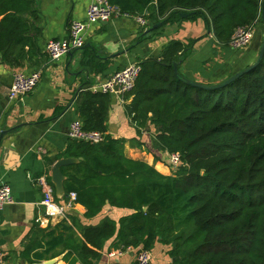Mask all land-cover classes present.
<instances>
[{
  "label": "trees",
  "instance_id": "obj_1",
  "mask_svg": "<svg viewBox=\"0 0 264 264\" xmlns=\"http://www.w3.org/2000/svg\"><path fill=\"white\" fill-rule=\"evenodd\" d=\"M109 1L121 15L144 16L148 28L163 22L152 32L203 18L226 46L237 28L255 20L263 25L264 0ZM37 18L34 0H0L3 63L20 68L32 60L25 48L34 45L31 19ZM197 41L172 39L159 54L139 58V78L124 94L138 134L153 125V148L181 154L171 175L127 157L125 139L107 133L109 93L79 91L84 128L107 135L97 144L70 139L63 155L80 160L62 167L65 196L76 192L87 218L106 204L132 213L97 225L73 216L51 223L43 238L69 250L68 264H92L112 237L119 248L172 244L171 264H264V57L224 87H195L176 76L174 63L180 67Z\"/></svg>",
  "mask_w": 264,
  "mask_h": 264
},
{
  "label": "crops",
  "instance_id": "obj_2",
  "mask_svg": "<svg viewBox=\"0 0 264 264\" xmlns=\"http://www.w3.org/2000/svg\"><path fill=\"white\" fill-rule=\"evenodd\" d=\"M34 1L38 10V18L31 19L34 45L25 48L33 53L32 60L23 67L12 68L3 63L0 54V184L8 183L13 192V202L0 208V248L4 252L3 264H46L49 260L53 264H68L64 256L69 250L63 246L53 248L51 239L43 238L48 229L37 222L44 214L42 186L37 179L46 175L52 181L55 163L67 158L63 152L70 141V124L80 118L76 104L79 91L90 89L139 58L159 54L172 39L198 40L180 64L185 77L218 84L258 60L264 31L260 25L256 41L239 53L220 44L203 18L168 24L152 32L155 24L143 27L135 16L121 15L91 25L83 48L52 61L46 50L47 42L67 37L71 22L86 18L89 0ZM17 70L27 73L40 70L41 79L32 92L11 100L9 92ZM110 96L107 133L125 139L127 157L147 162L163 174L171 175L173 169L166 161L167 152L152 146L154 126L139 135L126 109V102L131 99L126 101L119 93ZM4 131L7 133L1 137ZM66 180L67 176L64 188ZM68 196L66 193L57 198L65 203ZM86 212L87 208L75 201L65 218L73 216L84 225H97L106 217L119 220L132 213L128 208L110 204L95 217L87 218ZM116 244V237L107 240L100 259L92 264H134L141 247L119 248ZM172 246L157 242L151 251L152 264L173 263L175 259L169 253ZM75 264L82 262L78 260Z\"/></svg>",
  "mask_w": 264,
  "mask_h": 264
},
{
  "label": "built area",
  "instance_id": "obj_3",
  "mask_svg": "<svg viewBox=\"0 0 264 264\" xmlns=\"http://www.w3.org/2000/svg\"><path fill=\"white\" fill-rule=\"evenodd\" d=\"M116 16H121L118 8L109 0H89L87 16L83 20H73L69 26L67 37L50 39L46 44V50L52 61H58L66 54L76 49H81L86 43V36L89 27L97 23H105ZM140 26L146 27L147 20L142 15H135ZM258 20L252 24L237 28L232 36L229 47L235 51H240L249 46L255 37ZM141 73V65L133 62L122 69L117 70L106 80L91 86V90L102 93L126 94L131 92ZM41 79V71L36 70L30 73L24 70H17L13 73L12 86L9 92V99L14 100L32 92ZM69 138L73 140L86 141L91 144L103 142L106 133L101 131H89L84 128V124L80 118L72 121L68 132ZM168 165L175 170L181 163V154L178 152H167ZM38 182L42 186L43 199L41 204L44 208V214L37 218V222L41 227H48L53 221L65 217L67 210L72 208L77 194L71 192L65 203L59 202L56 196V190L51 180L43 175L39 177ZM13 202V192L11 186L3 182L0 184V208ZM152 252L140 249L134 264H152ZM4 262V252L0 248V264Z\"/></svg>",
  "mask_w": 264,
  "mask_h": 264
},
{
  "label": "water",
  "instance_id": "obj_4",
  "mask_svg": "<svg viewBox=\"0 0 264 264\" xmlns=\"http://www.w3.org/2000/svg\"><path fill=\"white\" fill-rule=\"evenodd\" d=\"M183 15H187V13H183ZM163 24V22H159L156 23L155 25L152 26V29H156L158 27H160ZM263 26H264V12H263ZM264 57V42L258 57V60L253 63L250 67L238 71L235 74H233L231 77H229L228 79L224 80L223 82H220L218 84H205V83H201L199 81L190 79L185 77L184 75H182L179 72V65L178 63H174V71L176 76L183 82L195 86V87H200V88H204V89H217L220 87H224L230 83H232L233 81H235L237 78H239L244 72L249 71L252 67H255L256 65H258L260 63V61L263 59ZM7 133V131L2 132L1 137H3L5 134ZM79 161V159L74 158V157H67V158H62L60 160H58L54 167L52 168V182L55 186V190H56V195L57 197L61 198L63 196H65V188H64V180H65V176L62 172V167L63 166H67V165H71L74 163H77ZM53 260H49L48 262H46V264H53L52 262ZM52 262V263H50Z\"/></svg>",
  "mask_w": 264,
  "mask_h": 264
},
{
  "label": "rangeland",
  "instance_id": "obj_5",
  "mask_svg": "<svg viewBox=\"0 0 264 264\" xmlns=\"http://www.w3.org/2000/svg\"><path fill=\"white\" fill-rule=\"evenodd\" d=\"M260 25H261V24L259 23L258 26H257V29H259L258 27H260ZM257 32H258V30L256 31V34H255V37H254L255 41H256V37H257ZM254 39L252 40V42L254 41ZM252 42H251V44H252ZM243 50H244V49H243ZM241 51H242V50H241ZM241 51H240V52H241ZM236 52H239V51H236ZM240 52H239V53H240ZM173 171H174V170H173Z\"/></svg>",
  "mask_w": 264,
  "mask_h": 264
}]
</instances>
